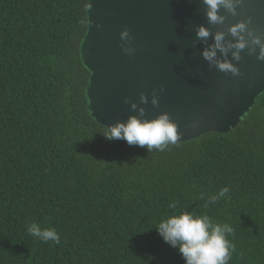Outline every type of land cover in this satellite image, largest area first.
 Wrapping results in <instances>:
<instances>
[{
    "label": "trees",
    "instance_id": "obj_1",
    "mask_svg": "<svg viewBox=\"0 0 264 264\" xmlns=\"http://www.w3.org/2000/svg\"><path fill=\"white\" fill-rule=\"evenodd\" d=\"M87 5L0 0V264H185L155 228L170 202L233 227L230 264H264V92L229 132L163 152L106 140L86 96ZM34 221L61 243L29 235Z\"/></svg>",
    "mask_w": 264,
    "mask_h": 264
},
{
    "label": "water",
    "instance_id": "obj_2",
    "mask_svg": "<svg viewBox=\"0 0 264 264\" xmlns=\"http://www.w3.org/2000/svg\"><path fill=\"white\" fill-rule=\"evenodd\" d=\"M221 11L227 17L222 26L208 23L202 0H88L80 52L90 71L86 96L92 117L107 127L138 115L125 103L127 97L145 108L148 119L169 113L181 133L178 142L234 129L264 92V61L245 49L241 60L233 61L239 76L210 67L201 54L207 44L197 39L196 28L204 24L213 32L227 31L251 16L249 27L264 33V0H243L234 17ZM124 28L132 37L133 55L120 46ZM141 92L147 104L141 105Z\"/></svg>",
    "mask_w": 264,
    "mask_h": 264
},
{
    "label": "clouds",
    "instance_id": "obj_3",
    "mask_svg": "<svg viewBox=\"0 0 264 264\" xmlns=\"http://www.w3.org/2000/svg\"><path fill=\"white\" fill-rule=\"evenodd\" d=\"M202 2L205 5L208 23L222 26L227 17L221 9L234 17L238 14L237 9L243 0H202ZM251 23L252 17L249 16L228 25L227 31L218 28L213 32L204 24L196 28L197 39L207 44L201 54L210 67L214 66L222 72L239 76V67L233 61L239 62L241 52L245 49L249 55H256L258 60L264 61V33L249 27ZM119 35L122 50L128 55H133L135 48L129 30L124 28ZM210 37L213 42L209 44ZM124 100L125 103L130 104L131 109L138 112V115L133 114L126 121L118 120L108 125L102 133L106 140H124L130 146L146 147L149 152L153 149L163 152L169 150L170 145L178 143L181 133L178 124L170 118L169 113L162 112L155 118L148 119L145 117L146 110L143 106L130 101L127 97ZM158 101L159 97L154 89L151 103L155 106ZM140 102L141 105L149 102L148 96L143 92L140 93ZM230 191L229 186L221 187L218 192L207 197L204 207L208 208L228 198ZM199 199H204L203 193L199 195ZM168 207L173 210L172 213L162 218L155 228L167 244L178 249L185 264H230L235 251V245L229 239L234 231L230 224L218 223L208 214L176 212L175 203L170 202ZM27 232L42 243L52 242L56 245L61 243L60 234L54 227H42L40 223L34 221L27 226Z\"/></svg>",
    "mask_w": 264,
    "mask_h": 264
}]
</instances>
